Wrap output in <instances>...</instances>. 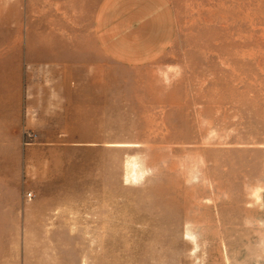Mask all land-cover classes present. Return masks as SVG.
Wrapping results in <instances>:
<instances>
[{
	"label": "rangeland",
	"instance_id": "1",
	"mask_svg": "<svg viewBox=\"0 0 264 264\" xmlns=\"http://www.w3.org/2000/svg\"><path fill=\"white\" fill-rule=\"evenodd\" d=\"M6 1L15 25L0 34L43 0ZM156 13L163 43L76 75V113L47 136L0 106V264H191L186 222L206 264H253L264 227L244 221L264 208L246 207L244 185L264 181V0H156ZM137 152L155 171L126 184Z\"/></svg>",
	"mask_w": 264,
	"mask_h": 264
},
{
	"label": "crops",
	"instance_id": "2",
	"mask_svg": "<svg viewBox=\"0 0 264 264\" xmlns=\"http://www.w3.org/2000/svg\"><path fill=\"white\" fill-rule=\"evenodd\" d=\"M3 2L0 22L15 25ZM35 5V13L27 7L20 16V32L0 34V106L12 105L20 124L40 137L76 113V75L106 74L109 61L137 64L163 43L156 30L161 24L156 0H43Z\"/></svg>",
	"mask_w": 264,
	"mask_h": 264
},
{
	"label": "clouds",
	"instance_id": "3",
	"mask_svg": "<svg viewBox=\"0 0 264 264\" xmlns=\"http://www.w3.org/2000/svg\"><path fill=\"white\" fill-rule=\"evenodd\" d=\"M149 156L146 152H137L125 157L123 177L126 184L139 185L144 180L152 175L155 169L148 167ZM202 163L198 160L193 161L190 169L186 171L185 179L187 183H195L200 178V168ZM181 171L185 172L183 165H181ZM244 192L248 203L246 207H262L264 208V181H256L252 184L244 185ZM245 226L251 227L254 223L264 227V222L253 221L246 219L244 221ZM182 239L191 247L187 250L186 256L191 261V264H206V256L202 253L204 247H206V241L203 240L202 232L197 225L191 222L184 224ZM258 253L253 257V264H260L261 260H264V239L260 240L256 245ZM200 252L201 256L197 257L196 254Z\"/></svg>",
	"mask_w": 264,
	"mask_h": 264
}]
</instances>
